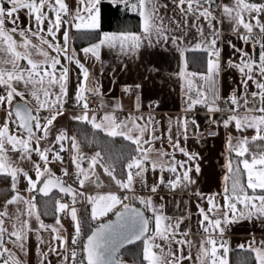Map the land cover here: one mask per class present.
I'll list each match as a JSON object with an SVG mask.
<instances>
[{
	"label": "snow or ice",
	"instance_id": "obj_1",
	"mask_svg": "<svg viewBox=\"0 0 264 264\" xmlns=\"http://www.w3.org/2000/svg\"><path fill=\"white\" fill-rule=\"evenodd\" d=\"M173 2L184 15L193 13L197 20L203 17L208 21L209 35H205L203 28L197 26L200 40L195 44L194 50L207 53V74L200 75V78L209 83V90L213 95L212 104L214 105L215 100L220 98L217 83L221 71V52L224 46L233 50L232 56L225 60L224 64L239 71L240 85L244 89V95L239 98L236 90H233L229 97L233 108L229 110L236 112L240 107L241 99L247 105L249 81H252L258 89L250 95L253 98L258 96L261 106L251 110L258 111L261 115L251 117L231 115L223 121L224 127L227 128L234 122L238 131L244 128H254L255 135L250 140L252 142L264 141V19H262L264 3L233 0L231 5H224L222 9L224 17L229 20L233 31L245 45L250 44L253 49L259 45L260 54L257 61L245 48L237 47L231 40H222L220 30L212 24L215 17L210 11V0H204L209 4L208 8H203L200 0H173ZM101 3L102 0H77L78 7L70 11L66 0H0V89L4 90L3 94H0V107H3L6 112V118L3 124H0V176L10 180L11 188L15 193L10 199L5 200L3 210H0V264H26L7 244L10 243L21 254L27 256L28 234L32 232L36 235L37 251L42 257L41 264H44L50 253H56L58 247L67 251L68 238L61 234L63 226L60 225L59 217L56 219V225H59V228L43 222L37 211L35 196L25 198L18 190L17 185L21 178L27 182L25 191L28 193L38 191L48 196L52 188H57L61 193L72 196V206L57 200L56 211L58 213L67 212L73 222L75 234L71 238V244L77 245L80 242L81 221L74 205L77 202V196L84 194L77 193L70 185L66 186L60 178L55 177L48 166L54 161H63L60 153L66 150L65 141H71V147L75 153L72 156V164L76 168V176L81 188L91 180L92 176L96 175L97 166L102 168L104 174L110 177L121 190L132 191L137 178L144 182L145 173L149 171L148 165L153 172L159 170L158 180L150 188L152 192H156L160 185L166 184L174 191L178 187H187L196 183L192 173L200 172L199 164L196 163L198 154L182 147L179 139L173 141L169 134L168 143L172 152L155 150L152 144L159 137L155 135L154 127L150 130L147 125L137 123L142 117L129 116L117 122L113 114L106 113L98 122L95 114L89 116V105L84 93L90 91L99 94V91L95 88H86L89 71L77 58L74 49L69 54V29L99 30ZM111 3L123 4L126 9L130 8L136 12L141 20V30L139 33H102V38L98 43L82 49L85 58L91 55L97 61L100 60L101 47L117 49L125 56H136L145 42L148 47L170 42L173 46L180 48L179 42L183 41L186 33L181 35L170 33L168 24L165 22L166 17L161 14V7H167V5H161L160 0H111ZM184 5L187 7H183ZM194 5H196L195 8ZM21 12H24L27 21L23 25ZM45 22H47L46 28ZM61 28H64L62 42L58 38ZM257 30L259 38L256 36ZM33 37L39 40V44L33 43ZM49 50L55 55L50 54ZM185 50L187 49H181V55ZM34 54L42 56L43 60H34ZM236 56L239 62L232 58ZM62 58L68 63L62 64ZM21 61H26V64H21ZM72 63L80 69V75L83 77L77 84L75 92L76 103L82 107V112L74 115L72 119L90 123L93 128L104 131L109 137H121L135 145L136 154L132 155L125 165L126 177L124 179L117 178L115 168L111 164L102 162L103 157L99 152L88 158L87 168L83 167L85 157L79 153L78 142L75 137H69L64 131L55 137V145H59V151H56L55 145L41 147L42 141L48 139L54 121L64 114V103L68 97L70 72L68 65ZM188 91H191V83H189ZM29 96L31 100L28 99ZM16 97L20 100L13 103ZM207 100V94L197 89L196 98L189 96L185 111L193 110L198 104L205 105L210 112L220 110L209 106L206 103ZM42 111L47 112L48 115L41 117ZM192 123L196 122L193 120ZM11 125H15V131L11 130ZM181 127L182 131L178 132V135H182L186 141L188 139L187 118L184 119ZM170 132L171 129H169ZM146 135L147 138H145ZM248 143L249 138L243 137L233 146L231 137H229V151H235L236 155L243 159L239 161L235 169H233L231 160L226 165L230 175L224 177L226 185L223 206L216 201V194L204 197L202 193H195L201 199H206L208 204L207 210L197 205L202 217L201 227L207 234L201 240L198 249L196 259L199 264H228L229 247L228 242L223 239L225 228L222 225L227 226L238 219L252 220L255 218L264 222V151L259 156L252 155L250 160L244 158L249 152ZM177 151L187 159L177 160L175 156ZM153 152H156V156L152 155ZM13 153L16 155L13 156ZM33 156L38 157V160H34ZM165 157L169 159L165 160ZM23 162L31 164L35 179L29 171L25 170ZM41 162H43V169H41ZM240 164L243 166V172ZM63 171L64 175H68L67 169ZM165 171L173 174L172 178L167 181L163 176ZM242 174H246V185L241 182ZM230 179L232 184L229 189L227 181ZM248 190H251V194ZM86 199L92 206L91 219L93 221L100 220L110 212L115 215L116 219L107 223H99L91 231L82 244L83 254L79 264H122L117 253L126 244H134L137 241L143 244V261L146 264H182L183 260L192 259L191 254L184 255L183 252V246L191 247L192 242L186 239L187 232H179L182 220L177 219L174 224L169 222L170 218L163 214V206L154 205L151 197L140 199V204L152 212L155 228L151 234H149V219L146 218L144 211L125 203L129 200L128 196L121 198L115 193H108L89 195ZM8 205H17L11 231L4 226L5 218L9 216ZM19 205H23V208ZM117 206H120V210H116ZM33 219L36 221L35 226L32 223ZM42 231L53 233L52 240L59 241V246L53 245L52 241H45L40 235ZM214 234H218L220 239L218 240ZM177 235L182 238L177 239ZM157 240L162 243H157ZM173 243L180 246L175 251L172 248ZM44 244H47V251L40 247ZM240 247L243 248L244 245ZM221 250L222 255L219 254ZM248 250L254 253L255 264H264V241H260V246L257 247L256 241L252 240L248 244ZM70 256L72 264H76L78 253L75 249H72ZM68 259V256H64L65 264Z\"/></svg>",
	"mask_w": 264,
	"mask_h": 264
},
{
	"label": "crops",
	"instance_id": "obj_2",
	"mask_svg": "<svg viewBox=\"0 0 264 264\" xmlns=\"http://www.w3.org/2000/svg\"><path fill=\"white\" fill-rule=\"evenodd\" d=\"M109 2L111 0H102V3ZM161 5H167V7H161V14L166 17V24L170 29L172 35H181L186 33L184 39L180 43V48L173 46L170 42L168 43H159L155 44L153 47H148L145 42L144 46L141 47L139 53L136 56H125L119 53L117 49L101 47L100 49V60H96L94 57L89 55L88 58H85L82 49L90 47L93 44L99 42L102 38V33H120L125 31H110L102 32L99 37L95 40L94 33L97 31H89L86 29L77 30L75 28L69 29V54H71L74 49L77 58L80 59L81 63L89 71V80L86 83V88L98 89L99 94L102 95V101L95 107L88 109L89 116L95 114L97 120L107 114H113L114 111L122 110L128 113V116L133 117H142L138 120L137 123L141 125H147L151 130L155 128V135L159 139L155 140L152 144V147L155 150H164L167 152H172V148L168 143V136L171 134L173 141L179 139L182 147H185L188 151L198 154V160L196 163L199 164L200 172L192 173L193 178L196 180L195 184H190L187 187H178L176 190H171L168 188L166 193H156L150 190L151 185L158 180L159 170L153 172L150 165L149 171L145 173V180L141 182L137 178L134 182V190L138 192L137 200L140 201L141 198L147 199L151 197L154 205L163 206V214L166 217L170 218L171 223H175L177 219H181L182 222L179 226V232H187L186 239L192 242L191 247L188 245L183 246L184 255L191 254L192 259H185L182 261V264H199L196 257L198 254V249L200 242L203 238L206 237L203 228L201 227L200 220L202 219L197 205L207 210L208 204L206 199H201L200 196H197L195 193H202L204 197L211 196L216 194V201L223 206V194L226 182L224 177L230 175L226 165L229 160L232 161L233 169H235L239 161L243 158L238 157L235 151H229V137H231V143L235 146L238 140L243 137L249 138V143L247 145L249 152L245 155L244 158L251 159L252 155L259 156L262 151H264V141H255L252 142L250 138L255 135L254 128H244L243 130L238 131L235 128L234 122L230 124L227 128L224 127L223 121L226 120L231 115L238 116H259L261 115L258 111H252L253 108H258L261 106L260 98L257 96L253 98L250 94L252 92L258 91L255 84L252 81L248 82V103L244 104L243 99H241L240 107L236 112H232L229 109L233 108L228 107L225 103L221 101H226L229 99L233 90H236L237 97H242L244 95V89L240 85L241 74L235 68H229L224 64V61L232 56V49L230 47L224 46L223 51L221 52V71L217 83V88L219 91V99L215 100V104H212L213 95L209 90V83L205 82L200 78V75L207 74V53L200 50H194L195 44L199 42L200 37L197 32V26L203 28L205 35L210 34V29L208 28V21L201 17L199 20L196 19L195 14L188 13L184 15L180 9L176 6L173 0H160ZM222 9L224 5H231L233 0H221ZM249 2L255 3H264V0H249ZM66 3L69 5V10H75L77 5V0H66ZM101 3V4H102ZM101 4H100V13H101ZM113 4V3H112ZM121 5L126 11L137 14L132 11L130 8H125L123 4H114ZM8 7V5H5ZM183 7H187L184 5ZM215 19L212 21V24L220 30L222 40H231L237 47H243L246 51L250 52L254 59L258 61L260 48L259 45L253 49L249 45H245L241 41L237 34L233 31L232 25L228 19H226L221 11L219 16H215ZM22 25L27 23L25 19L24 12L20 13ZM264 19V16H262ZM141 21V20H140ZM10 27V25H8ZM47 27V22H45V28ZM100 28H101V14H100ZM63 31L64 28H61L60 33H58V38L60 41H63ZM241 31H243L241 29ZM257 38H259V32H256ZM50 39V37H49ZM34 44H39V40L35 37L32 38ZM46 48V46H45ZM181 49H187L183 51L181 55ZM50 54L52 53L51 50ZM236 62H239L238 56L232 57ZM33 59L40 61L43 60V57L37 54L33 55ZM186 62V67H185ZM21 64H26V61H21ZM62 64H67L63 58L61 59ZM69 66V80H68V97L66 99L65 105L69 106L71 110L69 113L64 111L62 116H59L50 129V134L47 140L42 141L41 147H48L55 145V137L61 132L64 131L69 137H73L69 129L70 121L73 120L74 115L81 114L82 107L77 105L75 100V92L77 84L80 82L83 77L80 75V69L72 63ZM184 73L183 75L181 73ZM198 75H191V74ZM189 83H191V91H188ZM22 87V86H18ZM131 87H137L141 91L140 96H129V90ZM200 89L207 94L208 100L207 104L209 106L217 107L219 109L228 111L227 117L219 113V111L210 112L208 107L202 104H198L195 107H202V112L198 113L194 119L188 120V139L185 141L182 135H178V132L182 131V124L185 119L184 114L189 111H185L188 106L189 96L196 98V91ZM3 89H0V94H3ZM88 93H93L86 91L84 93L85 97ZM31 100V97H28ZM20 98L16 97L13 103L19 101ZM82 103V102H81ZM88 103V101H87ZM89 105V104H88ZM118 106V107H117ZM194 107V108H195ZM193 108V109H194ZM192 111V110H191ZM48 115V113H47ZM6 118V112L3 107H0V124H3ZM196 123L193 124L192 121ZM90 124V123H89ZM212 124L215 127V130L218 132V137L215 139H207L202 133L206 125ZM169 129L171 132L169 133ZM11 130L15 131V125H11ZM105 133L104 131H102ZM106 134V133H105ZM147 138V135L145 136ZM65 151L61 152L68 153L69 159H63L62 162L54 161L48 166L51 171L55 174V177H58L63 180L64 169L69 168L72 172L76 173V168L72 164V156L75 154L71 147V141L64 142ZM148 147V145H145ZM56 151H59V145H55ZM15 155V153H13ZM85 157V160L82 164L83 167L87 168L88 158L95 155L90 151H85L80 153ZM153 156H156V152L152 153ZM177 160L187 159L180 152L175 153ZM165 160H168L169 157H165ZM25 170L29 171V174L35 179L34 170L28 162H23ZM242 172L243 166L239 165ZM43 169V164L41 165ZM165 181L169 178H172L173 174L165 171L163 173ZM98 178V179H97ZM241 182L246 185V174L240 176ZM232 181L231 179L227 181V186L231 188ZM27 186L26 180L21 178L17 187L20 193L25 198H31L35 196V203L37 206V211L40 213L41 219L46 225H56V219L59 217L61 228V234L67 238L72 237L75 234L73 222L69 216H63L56 211L53 213H42V207L39 201L38 191L34 193H28L25 191ZM40 185H38L39 187ZM72 186V185H70ZM162 186V185H160ZM166 186V184L164 185ZM77 193H83L84 195L79 196L80 203L76 202L77 205H85L90 208L91 214V205L88 203L86 197L89 195H103L108 193H115L118 195V192L122 191L115 184V182L104 174L103 169L97 166L96 175L91 177L90 181H87L83 188L77 186H72ZM143 187H147L150 191L145 193ZM167 187V186H166ZM251 194V190H248ZM259 193V190H257ZM15 193L8 198L10 199ZM61 196L54 195L52 197V202L55 204L56 201L60 199ZM6 199H4L3 204ZM51 202V201H49ZM3 204L0 206L2 209ZM44 204V203H43ZM144 209L148 212L149 218L151 221V232L155 228V222L152 216V212L147 210L144 205ZM23 208V205H19ZM238 207H241L238 205ZM17 205H8L9 216L5 218V228L11 231L12 224L14 222L13 218L16 214ZM78 217L79 208L77 209ZM110 214V213H109ZM108 214V215H109ZM107 216L102 217L100 220H104ZM95 225L97 221H93ZM33 226L36 225V221L33 219ZM58 228L59 225H56ZM82 227V226H81ZM222 227H230L231 231L227 234L224 231L223 239L228 242L229 252L227 254L228 264H246L247 262L252 261L255 264L254 253L248 250V244L252 240L256 241V246H260V241H264V222L260 219H238L234 223H230L227 226L222 225ZM40 235L45 239V241H52L53 245L59 246V241L52 240L53 233L50 231H42ZM219 240L220 237L218 234H214ZM182 238L180 235H177V239ZM7 239V238H6ZM157 243H162L157 240ZM244 245V247H240ZM13 252H16L17 256L24 260L26 264H41L42 257L37 251V240L34 232L28 234L27 242V256L21 254L18 249L14 248L10 243L7 244ZM42 250L47 251V244L40 246ZM178 247L176 244H172V248L175 251ZM223 254L222 250L219 253ZM66 256V251L63 248L58 247L56 253H50L47 257V260L44 261V264H65L63 258ZM146 263V262H145ZM66 264H69L68 261Z\"/></svg>",
	"mask_w": 264,
	"mask_h": 264
},
{
	"label": "trees",
	"instance_id": "obj_3",
	"mask_svg": "<svg viewBox=\"0 0 264 264\" xmlns=\"http://www.w3.org/2000/svg\"><path fill=\"white\" fill-rule=\"evenodd\" d=\"M140 24V17L137 14L126 11L121 5L104 2L101 4V28L93 34V38L96 40L102 32L110 31L139 33L141 30ZM69 129L79 144V153L85 151L92 153L99 152L101 157H103L102 162L111 164L115 168V174L118 179H124L126 177L125 165L131 156L136 154L135 145L121 137H109L101 130L93 128L87 122L71 120ZM12 193L13 190L10 180L0 176V206L3 204L4 199H8ZM54 195L63 196L55 193L50 197H43L38 193L44 215L51 211L56 213L55 204L52 202ZM77 202L80 203L78 196ZM134 204L142 206L139 200L135 201ZM79 216L82 228L85 230L86 235H89L96 226L91 221L90 208L85 205H79ZM119 258L128 264H146L143 261L142 242L125 248ZM246 264H253V262L250 261Z\"/></svg>",
	"mask_w": 264,
	"mask_h": 264
},
{
	"label": "built area",
	"instance_id": "obj_4",
	"mask_svg": "<svg viewBox=\"0 0 264 264\" xmlns=\"http://www.w3.org/2000/svg\"><path fill=\"white\" fill-rule=\"evenodd\" d=\"M211 2V8L210 11L212 12L213 15L215 16H219L221 14L222 11V2L221 0H210ZM200 3L202 5L203 8H208L209 4L205 3L204 0H200ZM196 7V5H194V8ZM141 95V91L140 89H138L137 87H131L129 90V96H140ZM86 100L88 101L89 107L90 108H95L101 101H102V95L101 94H94V93H88L86 95ZM223 102V104L225 103L228 107H231L232 104L230 102V100H226V101H221ZM202 107H195L192 111L186 112L184 114L185 118H187L188 120L190 119H194L198 113L202 112ZM64 111L65 112H70L71 110L69 109L68 105L64 106ZM219 113H221L222 115H224L225 117H227V114H229L228 111L222 110L220 109ZM41 117L47 115V112L42 111L40 113ZM113 115L116 118L117 122L123 121L127 118L128 113L126 111H122V110H117L113 112ZM215 133V134H213ZM202 135L207 138V139H215L218 137V132L215 130L214 125L209 124L206 125L203 129V133ZM63 159L68 160L69 159V155L68 153H63L62 154ZM34 160H38V157L33 156ZM43 164V162H41V165ZM68 170V175H64L63 177V181H65L66 183H68L69 185L72 186H77L78 185V179L76 176L75 172H72L71 170H69V168H67ZM143 191L145 193H149L150 191L148 190L147 187H143ZM168 192V187L162 185L159 186L158 190L156 191V193H166ZM137 194L138 192L135 191L134 189L132 191H128V190H122L120 192H118V196H120L121 198H123L124 196H128L129 200L125 201V203H128L129 205L134 204L135 201H137ZM59 201L63 202V203H68L70 206H72V199L70 197L67 196H62L60 197ZM77 209L79 208V205L75 204L74 205ZM116 210H120V206H117ZM61 214L63 216H68L67 212H61ZM114 216L113 213L110 212L109 215H107V217L104 220H109ZM101 220V221H104ZM101 221H97V223L95 225H98ZM82 228V227H81ZM231 231L230 227H226L225 228V233H229ZM87 235L85 230L82 228V234L80 237V242L77 245H72L71 244V238H68V244H67V251H66V256L69 257L68 259V263L72 264L71 261V256L70 253L72 251V249H75L78 253L77 256V260H76V264H79V260L82 256V244L83 242H85Z\"/></svg>",
	"mask_w": 264,
	"mask_h": 264
},
{
	"label": "water",
	"instance_id": "obj_5",
	"mask_svg": "<svg viewBox=\"0 0 264 264\" xmlns=\"http://www.w3.org/2000/svg\"><path fill=\"white\" fill-rule=\"evenodd\" d=\"M61 180H62V179H61ZM62 181H63V180H62ZM63 182H64V184H65L66 186L69 185V184L66 183L65 181H63ZM55 193H58V194L63 195V196L70 197V198L72 199V196H71V195H66V194H64V193H61L57 188H52L48 196H44V195L41 194V193H39V194H40L41 196H43V197H50L51 195H53V194H55ZM130 206H131V207H134V208H138V209H140L141 211H144L146 218L149 219V234H150V231H151V221H150V218H149V214H148V212L144 209L143 206H138V205H136V204H131ZM115 219H116V217H115V215H114L111 219L101 221L100 223H107V222H109V221H114ZM97 226H98V225H96L95 227H97ZM95 227L93 228V230L95 229ZM90 234H91V232L89 233V235H90ZM87 236H88V235H87ZM86 238H87V237H86ZM85 241H86V239H85ZM139 242H141V241H137V242L134 243V244H126L123 248H121V249L119 250V252L117 253V257H118V259L122 262V264H128V263L125 262V261H123V260H121V259L119 258L121 252H122L125 248H127V247H129V246H132V245H135V244H137V243H139Z\"/></svg>",
	"mask_w": 264,
	"mask_h": 264
},
{
	"label": "rangeland",
	"instance_id": "obj_6",
	"mask_svg": "<svg viewBox=\"0 0 264 264\" xmlns=\"http://www.w3.org/2000/svg\"><path fill=\"white\" fill-rule=\"evenodd\" d=\"M12 155H13V156H15L16 154H15V155H14V154H12Z\"/></svg>",
	"mask_w": 264,
	"mask_h": 264
}]
</instances>
